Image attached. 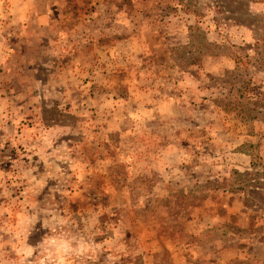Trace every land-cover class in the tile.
<instances>
[{"label":"rangeland","instance_id":"rangeland-1","mask_svg":"<svg viewBox=\"0 0 264 264\" xmlns=\"http://www.w3.org/2000/svg\"><path fill=\"white\" fill-rule=\"evenodd\" d=\"M0 264H264V0H0Z\"/></svg>","mask_w":264,"mask_h":264}]
</instances>
